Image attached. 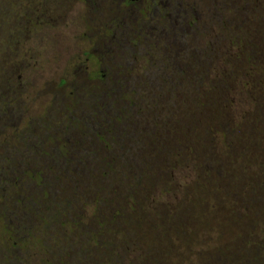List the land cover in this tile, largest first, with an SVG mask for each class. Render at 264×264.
Segmentation results:
<instances>
[{
  "label": "rangeland",
  "instance_id": "obj_1",
  "mask_svg": "<svg viewBox=\"0 0 264 264\" xmlns=\"http://www.w3.org/2000/svg\"><path fill=\"white\" fill-rule=\"evenodd\" d=\"M26 1L17 9L8 7L7 14L11 17L3 19L0 26V212L4 203L9 204L7 217L3 219L0 214V264H86L97 251L114 253L112 261L122 260L121 263L126 264L134 254H125L115 243V247L109 244L105 248L101 241H106L103 240L106 235L101 229L103 223L108 224L106 228L111 232L120 227L121 222L110 223L111 215L118 209L119 195L114 190L120 191L122 187L126 194L128 179L142 180L144 169L150 171L149 179L163 181L162 188L176 186L184 192L191 189L194 207L199 196L193 192L192 184L198 181V172L203 175L199 168L205 164L212 176H206L202 194L205 196L208 188L220 187L223 194H216L219 199L226 200L231 193L234 201L241 200V206L246 191L243 187L248 181L243 173V155L231 156L227 151L225 156H215L223 154L226 142L237 139L236 136L219 134L223 143L220 151L214 146L219 141L214 132L211 134L214 138L206 139V129H199V124H195L189 134V146L193 150L191 161L171 168L166 160L163 163L157 158L159 162H154L152 169L136 158L145 150L139 137H144L147 143L154 131L155 112L160 121H167L173 112L179 118L174 128L178 135L170 132V142L167 139L165 144L167 149L160 145L159 151L165 159L173 155L176 158L178 152L180 155L179 135L183 131L181 120L186 109L180 102L182 87L173 91L177 85L174 83L176 75L172 78L170 70L180 69L179 59L187 60L183 56L194 54L195 50L202 55L209 39L214 40L213 47L217 49L231 31H242V3L153 0V9L143 15L139 4L125 8L122 0ZM189 9H192L189 12L195 24L191 32L186 22L192 17L185 14ZM160 12L169 14V18L165 20ZM203 24L207 29L199 33L203 37H198L196 26L203 28ZM139 34L140 38H136ZM134 38L141 40L140 46L135 44ZM189 42L192 45L189 46ZM148 53L155 56L157 64H151ZM212 62L205 67L208 80L216 77L214 70L220 72L223 67ZM119 65L125 67V76L134 72L136 90L131 83L133 80L127 83V79L121 78ZM98 74L105 75V84L87 81L89 76ZM163 78L167 79L169 89L162 90ZM61 80L65 83L61 84ZM141 84L150 86L149 95L138 92ZM196 84L197 79L192 76L183 85L190 105L198 88ZM162 92L168 94L172 102H166ZM233 96L237 102L235 110L242 112L246 107L243 92L235 91ZM132 102L135 105L129 109ZM190 109V115L194 114L193 108ZM207 118H210L208 112ZM211 118L214 119V115ZM215 123L213 120L209 126L215 127ZM77 124L84 126L87 132L80 131ZM164 128L157 130L160 141L166 140L165 131H169L167 126ZM131 133L136 134L127 152L134 154L135 160L131 161L135 170L127 177L119 174L125 167L122 162L112 168L105 166L111 151L116 157L119 151L117 148L104 150L100 136L110 139L112 134L116 147L118 142L127 143ZM65 147L69 149L68 156ZM148 148L152 147L147 144L146 152ZM63 156L70 159V164H66ZM58 173L63 174L62 181H56ZM14 184L16 187L20 184V189H9ZM7 194H12L14 199L9 198L8 202ZM155 199L158 206L172 201L170 195L163 196L160 191ZM105 205L108 206L104 210ZM209 219L206 227L218 228L216 232L221 240L218 245L216 233L212 231L202 235L205 245L200 251L212 254L219 247L223 264H240L232 257L235 245L243 249V236L245 244L248 240L254 241L248 237L256 238L254 226L261 225L264 216L258 213L249 220L242 218L238 227V222L226 216L225 211ZM132 225L129 221V226ZM237 228L239 233L234 231ZM3 234L13 235L12 238L23 243L22 248L6 252L8 242L3 240ZM110 235L115 237L116 233ZM234 239L238 242L232 241Z\"/></svg>",
  "mask_w": 264,
  "mask_h": 264
},
{
  "label": "trees",
  "instance_id": "obj_2",
  "mask_svg": "<svg viewBox=\"0 0 264 264\" xmlns=\"http://www.w3.org/2000/svg\"><path fill=\"white\" fill-rule=\"evenodd\" d=\"M231 2L233 5L243 4L242 31H231V37L220 42L217 49L214 48L215 52L211 56L217 62L216 65L223 66L222 70L220 72L214 70L213 74L216 77L210 80H208L207 72H202L199 79L202 83L193 95L192 104L182 102L187 113L184 111L181 120L183 131L179 135L181 140L178 143L180 155L178 152L176 158L173 155L165 159L159 151L160 145L163 149H167L168 146L165 144L167 139L168 143L170 142L168 138L170 132L178 135V131L174 128L179 118L173 112L168 116V120H165L168 124L165 121H160L159 115L154 117V131L150 134L151 137L147 143L144 142V137L138 136L142 146H145V150L141 148L143 153L136 159L141 161L140 163L145 167L152 166V169L155 165L154 162L158 161L157 158H161L163 163L166 160L169 165H172L171 168H175L181 162L184 164L187 160L191 161L193 150L189 146V134L195 124H199V129L201 127L206 129L208 133L206 139L214 138L211 135L212 132H214L215 138H219V141V134L223 137L226 134L228 137L236 136L237 139L226 142L223 154L215 156H225L227 151L231 153V156L243 155V173L248 180L245 188L243 187V190L246 189L243 202L240 206L241 200L240 202L234 201L231 193H228V199H219L216 194H223L220 187H216V190L208 188V192L204 196L202 192L205 191L206 176L208 175L210 178L212 176L210 168L205 164H201L199 168L203 175L198 172L196 178L200 184H197V180L196 184H192L193 192L199 196L194 207H192L191 189L184 192V189L180 190L176 186L162 188L163 181L160 180L158 183L159 181H154V177L149 179L147 174L150 171L144 169L142 180L137 181L135 177L128 179L129 182L125 187L129 190L126 194H123L122 187H120V191L117 188L114 190L115 194L119 195L118 204H116L118 209H115L114 214L111 215L110 223L121 222L120 227L118 226L116 231L114 229L111 232L106 228L108 224L103 223L101 229L102 233L106 235V238L103 239L106 241H101L105 248L109 244L115 247L113 244L115 243L119 250L125 254L130 252L134 254V257L127 260L126 264H210L209 261L211 264H223V256L219 252V247L212 254L211 252L204 254L202 250L200 251L205 245L202 243V235L211 234L212 231V233H216L218 245L221 240L219 232H216L218 228L213 227L215 230H212L206 227L210 216L219 215V212L225 211L226 216L233 217L238 222L237 227L242 218L249 220L258 213L264 216V0H231ZM26 3V0H0V26L3 19L8 20L11 17L7 14L8 7L17 9ZM208 81L211 83L209 84ZM235 91L243 92L246 107L242 112L235 110V106H237L233 96ZM190 107L193 108L194 114L192 115H190ZM207 112L210 118L214 115V119L207 118ZM213 120L216 122L215 127H210ZM164 126H167L169 131H165L166 140L160 141L157 130L159 128L162 131L165 129ZM135 134H129L127 143L123 144L124 150L120 149L119 157H116L115 152L111 151V155L105 162L107 168H112V165L122 162L125 167L119 173L121 176L128 177L135 170L131 161L135 160L134 154L131 156L127 152L131 148L130 142L135 138ZM240 137L243 138V144H241ZM219 141L215 142L214 146H218L220 149L223 143ZM223 142L225 143V140ZM147 144L152 147L148 148V152H146ZM220 151L222 150L220 149ZM160 169L162 170V167ZM192 186L190 187L192 188ZM171 190L175 194L171 193ZM159 191L163 196L170 195L172 201L168 205L158 206L156 204L155 196ZM106 206L108 205L104 206V210L107 208ZM99 207L95 208L96 213ZM129 221L132 222V226H129ZM238 230L237 228L234 231L239 233ZM254 231L256 238L254 239L250 235L248 237L254 241L248 240L245 244L243 236V249L239 245H235L232 257L236 262L264 264V221L261 225L256 224ZM114 232L116 236L112 237L113 235L110 234ZM95 235L97 237V234ZM232 241L238 242V239ZM232 241H229L230 244ZM113 254L97 251V254L90 257L86 264H122V260L113 259L114 261H112Z\"/></svg>",
  "mask_w": 264,
  "mask_h": 264
},
{
  "label": "flooded vegetation",
  "instance_id": "obj_3",
  "mask_svg": "<svg viewBox=\"0 0 264 264\" xmlns=\"http://www.w3.org/2000/svg\"><path fill=\"white\" fill-rule=\"evenodd\" d=\"M152 1L153 0H122V4H123V6L125 7V8H129L130 6H133V5H136V4H139V8L141 7L142 9H141V11H140V14H143V15H145L146 14V12H148V10L149 9H153V4H152ZM155 4V3H154ZM182 9V7H180V9L179 10H181ZM192 9H189V10H185V14L187 15V17L189 16H191L192 17V14H190V12L189 11H191ZM160 16L162 17V18H164L165 20H166V18H169V14H165V13H162V12H160ZM191 21H187L186 23H187V28L189 29V32H191V29H192V25H194L195 26V24H194V17H192V18H189ZM140 24H137V26H139ZM202 27L203 28H201L200 26H196V32H198V37L199 36H201V37H203V35H199V33L201 34V30L203 31L204 29H207L206 27V25L205 24H203L202 25ZM133 29V28H132ZM131 29V30H132ZM140 34L138 35V36H135L136 38L138 37V38H140ZM103 37H105L104 35L102 36L101 35V38H103ZM230 37H231V35H230ZM135 39V38H134ZM133 39V40H134ZM102 40H104V39H102ZM187 40V39H186ZM192 42V41H191ZM213 42H214V40L212 41V39L210 40H208V43H207V45H206V47H205V50L204 51H202V55H201V52L200 53H197L196 51L197 50H195L194 51V54L192 53V54H190V55H186V56H183L184 57V59H187V60H181V59H179V68L180 69H175V71L173 70V69H171L170 70V74L172 75V78H174V75H176V77L174 78V80H175V82L174 83H176L177 85L175 86V88H174V90L173 91H177V89L179 88V87H182V94L180 93V102H181V104H182V102H188V98L189 97H187L185 94H184V92H183V85L188 81V79L189 78H191L192 76L193 77H195L196 79H197V84L195 85V87H197V85H198V88L200 87V84L202 83V82H200L199 81V79H200V76L202 75V72H206L207 70H205V67L208 65V63H213L212 61H214V58H213V56H211L212 54H214V52H215V47H213ZM135 44L136 45H139L140 46V44H141V40L139 39H135ZM190 44L192 45V43H190L189 42V46H190ZM218 45H220V44H218ZM218 45H217V47H218ZM193 46H194V43H193ZM189 48V47H188ZM133 51H135V50H133ZM190 52V51H189ZM192 52V51H191ZM197 53V54H196ZM189 54V53H188ZM196 54V55H195ZM147 56H148V59H149V61H151V64H157V60L155 59V56H152L151 55V53H150V55H149V53L147 54ZM190 56H191V58H190ZM165 59H166V56H165ZM188 59H189V61H188ZM136 60V59H135ZM184 61V62H183ZM166 62H168V61H166ZM166 64V66L167 67H169L170 65L168 64V63H165ZM195 65H197V66H195ZM171 67V66H170ZM169 67V68H170ZM195 68H197V69H195ZM118 69H119V71L118 72H121L120 74H121V78L124 80V79H127V83H129L131 80H133V81H131V83H133V85H134V88L133 89H135V84L136 83H134L135 81H137L136 79H134V75H133V73L134 72H128V74H127V76H125L124 75V73H125V71H124V69H125V67H121L120 65H119V67H118ZM133 69V68H132ZM133 75V76H132ZM106 78H105V75L103 74H98V75H96V76H89L88 77V79H87V81L90 83V84H95V83H98V84H105L104 83V80H105ZM166 81H167V79H164L163 78V82H164V85L161 87L162 88V90H163V88H165V89H169V86H168V83H166ZM61 82V84H64L65 83V81H63V80H61L60 81ZM192 85V84H191ZM140 86V89H137L138 90V92H143V94L145 95V94H148L149 95V88H150V86L148 87L146 84H141V85H139ZM186 87V86H185ZM192 87H193V89H194V86L192 85ZM197 88V89H198ZM132 89V90H133ZM136 90V89H135ZM131 91V90H130ZM134 91V90H133ZM168 91V90H167ZM167 91H165V92H167ZM134 92H136V91H134ZM162 94H164V92H162ZM134 95H135V93H134ZM177 95H178V93H177ZM164 97V100L166 101V102H172V98H169V95L168 94H164L163 95ZM178 98H179V95H178ZM193 101V100H192ZM132 104V105H131ZM130 105H129V109L132 107V106H134L135 105V103H131ZM156 114H157V112H155V115H154V117H156ZM145 120V119H144ZM174 120V119H173ZM174 121H176V120H174ZM78 125V124H77ZM78 129L81 131V130H83V132H87V130L84 128V126L82 127L81 125H78ZM85 130V131H84ZM141 136L143 135V134H140ZM97 138H99V137H97ZM115 138H114V136H112V134H111V138L110 139H108V138H106V139H104L103 137H101L100 136V141L102 142V146H103V148H104V150H109V149H111V150H113V149H116L117 148V150L120 152V149L121 150H124V147H123V144H121V143H119L118 142V144H117V146L115 147ZM66 148V150H67V147H65ZM131 148H132V146H131ZM140 148H142V147H140ZM64 152L67 154V156H68V153H69V149L67 150V151H65L64 150ZM64 157V159L66 158V164H70V162H69V158H67V157H65V156H63ZM69 172V171H68ZM59 174V173H58ZM57 174V177H56V181H62V175L63 174H59L58 175ZM59 183V182H58ZM20 184H17V187H16V184H14L13 186H11V187H9V189H11V190H19L20 189ZM13 192V191H12ZM4 198H5V196H4ZM9 198H11V199H14V196L12 195V194H7V198H5L8 202H10L8 199ZM3 199V198H2ZM4 200V199H3ZM9 208V204L8 203H4V205L3 206H1V212H0V214L2 215V217H3V219H5L6 217H7V209ZM3 236H4V238H3V240H5V242L7 241L8 242V244L6 245V249H5V251L6 252H8V253H10L12 250H14L15 248H18V249H20V247L22 248V246H23V243L22 242H18L16 239H14V238H12V237H14L13 235H6V234H3ZM43 264V263H42Z\"/></svg>",
  "mask_w": 264,
  "mask_h": 264
}]
</instances>
